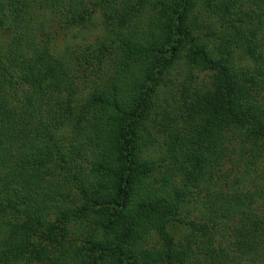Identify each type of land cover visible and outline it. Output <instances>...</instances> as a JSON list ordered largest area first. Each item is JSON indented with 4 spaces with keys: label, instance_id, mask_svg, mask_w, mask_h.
<instances>
[{
    "label": "trees",
    "instance_id": "trees-1",
    "mask_svg": "<svg viewBox=\"0 0 264 264\" xmlns=\"http://www.w3.org/2000/svg\"><path fill=\"white\" fill-rule=\"evenodd\" d=\"M254 3L260 12L237 0H0V264H32L40 228L54 239L75 225L88 248L37 256L264 264V178L250 180L262 156H249L245 180L218 184L227 131L264 151V0ZM57 20L105 24L97 47L118 54L114 75L85 91L71 51L49 47ZM172 221L190 232L177 237ZM153 232L162 243L147 248Z\"/></svg>",
    "mask_w": 264,
    "mask_h": 264
},
{
    "label": "rangeland",
    "instance_id": "rangeland-1",
    "mask_svg": "<svg viewBox=\"0 0 264 264\" xmlns=\"http://www.w3.org/2000/svg\"><path fill=\"white\" fill-rule=\"evenodd\" d=\"M87 1L89 2V4L93 5V3L98 0ZM138 1L140 0H133V2ZM237 6L241 10L243 8L244 10L242 12L244 13H252L254 10H256L257 12L261 11L254 3V0H237ZM126 10L127 8H123L124 12H126ZM36 12L38 11H35L34 15L37 14ZM203 13L207 14L206 20L211 21L210 26H212L213 29H218V27L221 26L220 19H216L211 16L209 17V13L206 11ZM46 14L47 13L37 14L39 16L38 19L44 20V16ZM93 14V21L102 24L104 16L102 15L101 10H96ZM136 16H139V14ZM129 18L130 20L127 26H135V20L132 19V14L128 15V19ZM257 21L258 20L255 19V22ZM96 23L88 27H83L81 25H72L69 27H65L61 24L60 20L51 22L52 27L50 30L52 33V41L49 47H51L52 51L57 54H63L62 52H65L64 50L66 49H68L69 52L71 51L70 53H72L71 55L73 56V66H75L77 69L79 68L77 74L78 77L81 78L82 84L86 89L85 91L92 88L94 82H97V79L100 78V80L98 81H101L113 76L116 64L118 62V54L113 49L104 50L102 53L98 51L97 44L99 45V40L104 38L103 34L105 33V24L96 25ZM0 35L2 37V40H6L10 36V34L6 31H4V33H0ZM88 45H91V47H88ZM240 53L241 54H239L238 62H240V60L245 61L246 56H244L242 52ZM98 62L100 64L99 67ZM185 69L186 63L182 61L177 65L174 71V73H176L178 77V88L182 86L183 80L181 81V77L185 74ZM204 79H207V77L204 73H202L200 75L199 82H202ZM238 134V132L227 131L226 137L229 140L226 144L228 145L230 150L227 157L223 161L222 173L224 175L222 178L218 179L219 185L228 182L230 186H234L233 180H245L243 179V175H247L245 173V164L247 162V159L253 152H259V155H261L262 157L255 166V169L258 168V171L256 173L258 174V179L254 178L250 180L261 182L264 178V151L261 150L262 147L261 145H259L260 143H244L242 139H240ZM251 183L252 182L249 181V183L245 184L252 186ZM261 206L262 208H264L262 201L260 207ZM168 227L170 231L172 230L177 237L186 236V234L190 232V229L188 231V225L176 221L170 222ZM78 228V225H75L73 228V232L76 233L67 237H64L58 230H56L54 231V239L51 237V234H49V231H46V229H48L47 227L45 228L44 226L40 228L38 232L32 237L33 248L35 250V253L32 254L30 258L32 264H51V262L47 259H44V257L39 258V256H37V252H41L43 250L47 251L51 255H55L67 249L79 250L88 248L90 246L88 242L90 239V233L88 231L89 229H83L81 231ZM161 243L162 240L159 238V234H157L156 232L148 234L145 242L147 248L159 247ZM164 264L169 263L165 262Z\"/></svg>",
    "mask_w": 264,
    "mask_h": 264
}]
</instances>
